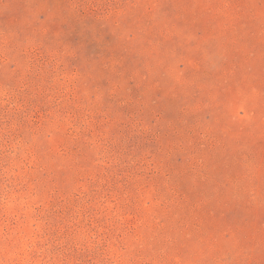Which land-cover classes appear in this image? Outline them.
<instances>
[{
	"label": "rangeland",
	"instance_id": "1",
	"mask_svg": "<svg viewBox=\"0 0 264 264\" xmlns=\"http://www.w3.org/2000/svg\"><path fill=\"white\" fill-rule=\"evenodd\" d=\"M0 264H264V0H0Z\"/></svg>",
	"mask_w": 264,
	"mask_h": 264
}]
</instances>
